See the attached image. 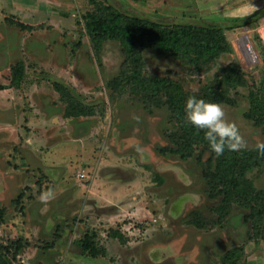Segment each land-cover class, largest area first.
<instances>
[{"label": "rangeland", "instance_id": "rangeland-1", "mask_svg": "<svg viewBox=\"0 0 264 264\" xmlns=\"http://www.w3.org/2000/svg\"><path fill=\"white\" fill-rule=\"evenodd\" d=\"M106 1L161 20L231 19L264 7V0ZM96 7L92 0H0V84L9 85L24 63L22 85L0 88V243H27L16 264H264V238L253 236L249 210L233 204L219 213L222 197L204 176L209 149L197 145L189 158L164 150L176 129L169 109L111 86L131 65L117 41L95 51L84 14ZM226 35L232 51L202 67L147 48L145 71L180 80L198 98L221 85L228 99L204 100L222 104L255 148L263 130L246 114L249 90L264 76V17ZM231 65L244 82L222 81ZM54 78L96 114L66 117ZM248 176L264 187V166ZM49 190L53 198L41 202Z\"/></svg>", "mask_w": 264, "mask_h": 264}, {"label": "trees", "instance_id": "trees-1", "mask_svg": "<svg viewBox=\"0 0 264 264\" xmlns=\"http://www.w3.org/2000/svg\"><path fill=\"white\" fill-rule=\"evenodd\" d=\"M96 9L84 14V26L92 41L95 51L99 52L107 41H117L129 60L131 70L111 82L113 89L128 86L138 92L142 100L158 107H167L171 119L175 122V131L169 134L173 146L164 150L189 158L195 154V147L203 145L211 152L206 161L204 176L211 188V194L221 195L219 206L221 217L233 204L249 210L246 220L252 224L253 236L264 238V187H257L248 176L250 171L264 166V157L256 148L240 151L225 149L219 157L211 150L204 139V131L186 123V101L194 96L183 83L168 75H148L145 71L144 50L154 48L163 54L187 61L195 67H202L232 51V45L226 35L230 30L243 25H253L264 17V7L244 17L217 19L199 17L200 20L173 17L172 20H161L157 16L134 14L122 10L106 0H92ZM175 18V19H174ZM22 28H31L22 21H15ZM236 65L225 69L223 82L238 84L245 81ZM24 79V63L16 64L9 85L0 84V88L20 87ZM54 88L66 103V117L91 116L96 114V106L85 102L74 88L63 80L54 78ZM198 99L209 101L226 100L228 96L221 85L213 86ZM249 109L246 116L262 127L264 134V76L259 83H253L248 93ZM264 142V141H263ZM18 196L14 202L18 204ZM4 209H0V223ZM27 243L19 238L11 244L0 243V264H16L17 256ZM224 264H236L230 260Z\"/></svg>", "mask_w": 264, "mask_h": 264}, {"label": "clouds", "instance_id": "clouds-1", "mask_svg": "<svg viewBox=\"0 0 264 264\" xmlns=\"http://www.w3.org/2000/svg\"><path fill=\"white\" fill-rule=\"evenodd\" d=\"M185 113L186 123L204 131V139L217 157L223 155L225 149L229 151L247 149V141L241 135L237 124L226 118L222 104L206 102L204 99L190 96L186 101ZM255 148L260 156L264 157V142H257ZM137 151L140 149L137 148ZM52 198L53 193L50 190L39 196V200L43 203H47Z\"/></svg>", "mask_w": 264, "mask_h": 264}, {"label": "built area", "instance_id": "built-area-1", "mask_svg": "<svg viewBox=\"0 0 264 264\" xmlns=\"http://www.w3.org/2000/svg\"><path fill=\"white\" fill-rule=\"evenodd\" d=\"M82 176L84 177V176H85V174H82Z\"/></svg>", "mask_w": 264, "mask_h": 264}]
</instances>
